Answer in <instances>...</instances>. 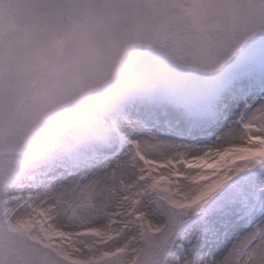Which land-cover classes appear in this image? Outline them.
<instances>
[{"label": "snow or ice", "instance_id": "6c2138e0", "mask_svg": "<svg viewBox=\"0 0 264 264\" xmlns=\"http://www.w3.org/2000/svg\"><path fill=\"white\" fill-rule=\"evenodd\" d=\"M0 264H264V0H0Z\"/></svg>", "mask_w": 264, "mask_h": 264}, {"label": "rangeland", "instance_id": "374dc122", "mask_svg": "<svg viewBox=\"0 0 264 264\" xmlns=\"http://www.w3.org/2000/svg\"><path fill=\"white\" fill-rule=\"evenodd\" d=\"M240 162H242V161H237V163H240Z\"/></svg>", "mask_w": 264, "mask_h": 264}]
</instances>
